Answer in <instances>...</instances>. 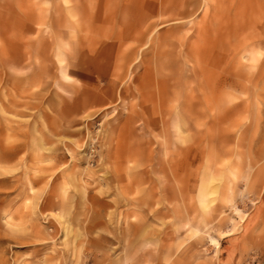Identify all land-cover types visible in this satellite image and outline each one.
<instances>
[{
    "label": "rangeland",
    "instance_id": "rangeland-1",
    "mask_svg": "<svg viewBox=\"0 0 264 264\" xmlns=\"http://www.w3.org/2000/svg\"><path fill=\"white\" fill-rule=\"evenodd\" d=\"M0 264H264V0H0Z\"/></svg>",
    "mask_w": 264,
    "mask_h": 264
},
{
    "label": "bare ground",
    "instance_id": "bare-ground-1",
    "mask_svg": "<svg viewBox=\"0 0 264 264\" xmlns=\"http://www.w3.org/2000/svg\"><path fill=\"white\" fill-rule=\"evenodd\" d=\"M200 193L205 195L206 197H210V201L212 202L213 196L216 194V187L214 185L213 178L208 177L207 180L203 184L200 185Z\"/></svg>",
    "mask_w": 264,
    "mask_h": 264
},
{
    "label": "crops",
    "instance_id": "crops-1",
    "mask_svg": "<svg viewBox=\"0 0 264 264\" xmlns=\"http://www.w3.org/2000/svg\"><path fill=\"white\" fill-rule=\"evenodd\" d=\"M205 196V195H204ZM206 197V196H205Z\"/></svg>",
    "mask_w": 264,
    "mask_h": 264
}]
</instances>
